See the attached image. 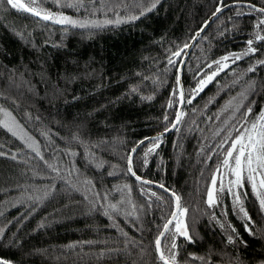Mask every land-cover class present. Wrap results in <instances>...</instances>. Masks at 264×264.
I'll return each mask as SVG.
<instances>
[{
    "label": "trees",
    "instance_id": "obj_1",
    "mask_svg": "<svg viewBox=\"0 0 264 264\" xmlns=\"http://www.w3.org/2000/svg\"><path fill=\"white\" fill-rule=\"evenodd\" d=\"M238 3L264 8V0H38L78 22L59 25L0 4V108L19 125L17 135L0 127V257L12 264H163L155 241L174 199L133 178L128 158L140 141L174 124L187 47L218 8ZM261 20L264 13L234 6L211 24L183 71L177 129L152 153L145 156L151 141L134 157L139 177L163 185L187 209L191 241L170 231L162 242L169 258L176 244L177 264H264V211L250 187L248 219L231 203L222 215L207 202L229 137L247 108L246 119L264 108ZM246 52L200 89L216 61ZM20 131L32 141L18 138Z\"/></svg>",
    "mask_w": 264,
    "mask_h": 264
},
{
    "label": "snow or ice",
    "instance_id": "obj_2",
    "mask_svg": "<svg viewBox=\"0 0 264 264\" xmlns=\"http://www.w3.org/2000/svg\"><path fill=\"white\" fill-rule=\"evenodd\" d=\"M7 3L11 6L13 9L17 10H23L26 12H30L35 16L41 17L44 20H51L54 23L59 24H72L77 25L78 22L72 20L70 17L63 16V15H56L51 12H43L42 10H37L36 6V0H28V3H23L21 0H0V4ZM67 7H80L83 6L82 4H66ZM155 3L152 5V8H155ZM255 11H258L260 13H264V8H255L254 5L250 6ZM152 8L147 9L148 11H151ZM220 9H217V12H219ZM141 15H144V12H141ZM138 17H132V19H137ZM119 22V21H117ZM108 23H111V21H108ZM260 25H264V20L260 21ZM260 25H257L259 27ZM80 27L87 26L86 24L80 23ZM256 39L258 40H264V36L257 35ZM248 44L251 45L252 41L249 40ZM249 52H255L254 48H249ZM247 55L248 53H244ZM173 55L179 56L180 53L176 52ZM223 59L227 60L228 57H224ZM235 59H240V56H236ZM169 64H174L175 62L170 58L168 61ZM216 63L219 65L220 61H216ZM259 64H264V61H258ZM254 68H250L249 71H254ZM215 75V73H213ZM212 79V76L207 77V81H210ZM207 81H201L200 82V89L204 87L205 83ZM179 83V81H177ZM135 91V89H133ZM173 95H176V92H173ZM182 95V93H181ZM146 99H151V97H148ZM190 102V101H189ZM171 106V104L169 105ZM251 107L247 108L243 116L245 117L244 123L241 124V128L244 129L243 132H240V129L238 128L236 131L239 133L235 138L229 137V139H232L233 142L229 146L228 151H226L225 159L222 162V166L226 169H228L231 174L235 177L233 181H230L231 184L234 186H238L239 188H243L244 180L247 179L248 182L251 185V188L253 192L260 198V204L262 207H264V193L261 192V190H264V112L259 113V115L253 119V121L249 122L246 117L251 114ZM0 112L3 113L5 119L0 120V127H3L7 129L9 132H11L13 135H17L16 129L19 128V125L15 121V118L12 116L10 112L7 110L0 108ZM167 119V117H165ZM179 122V117L177 118V123ZM175 127V125H173ZM23 139V137H21ZM160 137H154L152 138L153 147L148 149V152L145 153V156L152 153L154 151V148L158 146L156 143ZM140 143H144V141H140ZM29 147H32V145H29ZM133 152L135 149L132 150ZM2 155V153H0ZM15 157H13L14 159ZM43 157H41L42 159ZM145 164H147V160L144 161ZM128 164L129 168L128 171L135 176V172L132 170L131 164L132 160L131 157L128 158ZM51 167V166H50ZM55 170V169H54ZM137 180H139V177H136ZM90 183V182H89ZM143 183H148V181H144ZM213 188L215 189L216 180L213 179L212 181ZM259 185V189H258ZM163 187V185H161ZM219 191H224L223 184H221V188ZM229 191H232L230 188ZM246 194V193H245ZM153 196H155V193H152ZM175 197L176 201V208L177 211L180 212V214L183 216L187 213L186 208H181L180 206V197L176 196L175 193L172 194ZM236 197V201L239 202L240 195L239 193H234ZM208 204L211 206L216 201L214 199V193L213 191H209L208 193ZM112 210L116 211V205H110L109 206ZM242 212L244 209L241 207L240 209ZM245 216H247V213H244ZM105 215H108V212H105ZM173 221H176L175 224H173ZM169 225H173V229L175 233H178L180 236H183L187 240L191 241L192 237L189 235L187 225L183 224L180 220L177 219V216L175 213L172 215V219L168 220L164 226L163 231L160 233V236L163 237L165 233H169L172 231L169 228ZM126 235V234H125ZM0 236H2V233H0ZM229 242H232V238L229 237ZM161 239L158 237L155 241L156 249L159 252V260L163 261V264H177L176 262V255L177 253L173 251L176 249V244L173 242L171 245V248L169 249L170 252V258L169 256L165 255V252L161 250L160 248ZM0 264H12V261L0 257Z\"/></svg>",
    "mask_w": 264,
    "mask_h": 264
},
{
    "label": "rangeland",
    "instance_id": "obj_3",
    "mask_svg": "<svg viewBox=\"0 0 264 264\" xmlns=\"http://www.w3.org/2000/svg\"><path fill=\"white\" fill-rule=\"evenodd\" d=\"M21 2L28 3V0H21ZM36 6H37V10H42L43 12H51V13H54L56 15H63V16L69 17L68 15H66L62 12L43 9L42 7L39 6L38 0H36ZM48 21H51V20H48ZM51 22H53V21H51ZM56 24H59V23H56ZM59 25H65V24H59ZM236 56H240V59H241L242 57L245 56V54L244 53H238V54H234V55L232 54V55L227 56L228 59L227 60L223 59L219 65L217 64L215 69L213 70V72L210 73L207 77L212 76V79H213V77L216 74L223 71L224 69L229 67L232 63H234L236 60H238V59H235ZM213 73H215V75H213ZM203 81H207V78ZM210 81H207L205 83V85L208 84ZM261 112H264V108ZM257 116L248 117L247 120L249 122H251ZM239 129H240V132L244 131V129L241 128V126L239 127ZM21 137H23V139H21ZM18 138H20L21 140L28 142V143H30L32 141L31 138L24 131H20V133L18 134ZM224 159H225V157H224ZM213 179L216 180L215 189L213 188V185H212ZM234 179H235V177L231 174V172L228 169L224 168L221 164V166L215 172V174L211 180L210 187H209V191H213L214 199L216 201L213 205H211V207L214 209V211L217 214L223 215V214H226L228 203H231L232 208L235 211L237 217H239L240 219H248L249 215H248L247 209L245 208V204H244V195H245V193H247V186L250 187L252 193L256 197L259 205L261 206V204L259 202L260 198L253 192L251 185L247 179L244 180L243 188H239L238 186H234L233 184H231L230 181H233ZM221 184H223V187H224V191H222V192L219 191V189L221 188ZM230 188L232 189V191H229ZM258 189H259V185H258ZM237 192L240 195L239 202L236 201V197L234 195V193H237ZM261 192L264 193V190H261ZM241 207L244 209L243 212L240 210ZM261 208L264 211V207L261 206ZM245 212L247 213V216H245V214H244ZM177 219L180 220L183 224H185V215L182 216L180 214ZM171 233H172L173 238H176L177 236H179L178 233L174 232V229H172Z\"/></svg>",
    "mask_w": 264,
    "mask_h": 264
},
{
    "label": "water",
    "instance_id": "obj_4",
    "mask_svg": "<svg viewBox=\"0 0 264 264\" xmlns=\"http://www.w3.org/2000/svg\"><path fill=\"white\" fill-rule=\"evenodd\" d=\"M234 6H248V7H250V6H252V4H247V3L229 4V5H226V6L222 7V8H220V11H219V12H216V13H215V14L209 19V21L205 24V26L202 28V30L196 34V36L194 37V39L192 40V42L190 43V45L187 47V49H186V53H185V55H184V57H183V59H182L181 66H180V71H179V84H180L181 93H182V95H181V102H180L179 110H178V113H177V118L179 117V122L177 123V118H176V120H175V122H174V124H173V125H175V127H173V125H172L168 130H166V131H164V132H161V133H159V134H155V135H153V136H151V137H149V138H147V139H145V140H142V141H144V143H138V144L134 147L135 151H134V152L131 151L130 156H129V157H131V160H132L131 167H132V170H133V171H134V169H133V160H134V157H135V155H136V153L138 152L139 149H141L142 147H144L145 145H147L148 143H150V142L152 141V138H154V137H160V138L165 137V136L171 134L174 130L177 129V127H178V125H179V123H180L181 116H182V113H183V110H184V106H185V102H186L185 90H184V86H183V82H182V80H183V71H184V68H185L186 62H187V60H188V58H189V56H190V54H191V52H192L194 46L197 44L198 40L203 36V34L208 30V28L211 26V24H212L213 22H215V20H216L221 14H223L225 11H227L228 9H230V8H232V7H234ZM250 8H252V7H250ZM255 8H258V7L255 6ZM128 168H129V164H128ZM130 174H131V173H130ZM131 175H132V174H131ZM132 177L135 178V179L137 180L136 177H139V176L135 173V176L132 175ZM139 178H140V179H139L138 181H140V182L148 181V183H146V184H148V185H150V186H152V187H154V188H156V189H158V190H160V191H162V192H165L166 194L170 195V196L174 199V204H175V209H174V212H173V213H175L176 216H178L179 212L177 211V208H176V201H175V197L172 195V194H173L172 191H170L169 189H167V188L164 187V186L161 187V185L158 184V183H155V182H152V181H149V180L143 179V178H141V177H139ZM175 195H176V194H175ZM176 196H177V195H176ZM179 203H180V202H179ZM180 206H181V203H180ZM172 215H173V214H172ZM170 219H172V216H171ZM170 219H169V220H170ZM173 222H174V221H173ZM170 226H171V225H169V228H170ZM162 231H163V230H162ZM165 235H166V233L164 234L163 237H161V236L159 235V238L161 239V244H160V248H161V250H162V242H163V240H164ZM157 254H158V256H159V252H158V251H157Z\"/></svg>",
    "mask_w": 264,
    "mask_h": 264
}]
</instances>
